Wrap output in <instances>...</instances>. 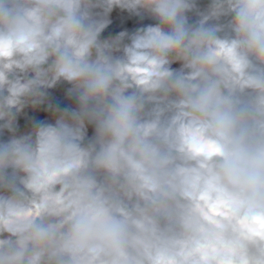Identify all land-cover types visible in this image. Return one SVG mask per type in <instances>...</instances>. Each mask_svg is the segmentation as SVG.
Returning <instances> with one entry per match:
<instances>
[{"label": "clouds", "instance_id": "clouds-1", "mask_svg": "<svg viewBox=\"0 0 264 264\" xmlns=\"http://www.w3.org/2000/svg\"><path fill=\"white\" fill-rule=\"evenodd\" d=\"M0 264H264V0H0Z\"/></svg>", "mask_w": 264, "mask_h": 264}, {"label": "trees", "instance_id": "trees-1", "mask_svg": "<svg viewBox=\"0 0 264 264\" xmlns=\"http://www.w3.org/2000/svg\"><path fill=\"white\" fill-rule=\"evenodd\" d=\"M129 24H131V27H135L137 25V22H136V20L133 19V20H131V23H129L128 18L121 17L118 20V22L111 25L110 28L106 31L109 32L110 34H115L117 32V30L125 28ZM65 88H66V86L61 87L59 89L50 90L49 102L54 103V101L52 100L53 96L56 94H63L65 92ZM65 98H66V100L57 99V103H59L62 107H69V108L75 107V102L73 100L68 99L67 96ZM31 118L45 119L46 114L43 113L42 111H31L30 114H28L27 116H21L19 118V121H18L20 123L21 130H23L28 125L29 120Z\"/></svg>", "mask_w": 264, "mask_h": 264}, {"label": "rangeland", "instance_id": "rangeland-1", "mask_svg": "<svg viewBox=\"0 0 264 264\" xmlns=\"http://www.w3.org/2000/svg\"><path fill=\"white\" fill-rule=\"evenodd\" d=\"M126 27H131V24H129V25L126 26ZM123 29H124V28L119 29V30H123ZM117 31H118V30H117ZM109 34H110V33L106 31L105 35H109ZM65 97H66V94H65V92H64L63 94H56V95H54L53 98H52V100L54 101V103H57V99L66 100ZM30 112H31V111H28L27 114L24 115V116H27L28 114H30ZM19 125H20V123H19ZM90 134H91V132H90Z\"/></svg>", "mask_w": 264, "mask_h": 264}]
</instances>
